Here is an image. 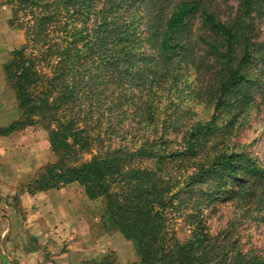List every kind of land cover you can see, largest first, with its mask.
I'll list each match as a JSON object with an SVG mask.
<instances>
[{
  "label": "trees",
  "instance_id": "trees-1",
  "mask_svg": "<svg viewBox=\"0 0 264 264\" xmlns=\"http://www.w3.org/2000/svg\"><path fill=\"white\" fill-rule=\"evenodd\" d=\"M0 7L23 39L2 65L19 117L0 136L39 126L54 157L21 192L80 186L102 205L100 229L132 244L131 264H264L239 238L264 210V165L234 142L261 88L264 0ZM225 204L233 215L214 233L209 220ZM81 264L119 263L108 252Z\"/></svg>",
  "mask_w": 264,
  "mask_h": 264
},
{
  "label": "crops",
  "instance_id": "crops-1",
  "mask_svg": "<svg viewBox=\"0 0 264 264\" xmlns=\"http://www.w3.org/2000/svg\"><path fill=\"white\" fill-rule=\"evenodd\" d=\"M3 9L6 8H0ZM0 92L1 117L5 112L4 82L0 83ZM33 138V133L27 130L0 136V180L9 182L11 188L31 179L36 171L37 165L32 167L34 154L30 151L35 145ZM45 143V149L49 150L46 161H49L52 154L47 139ZM27 153H31L28 160ZM72 186L32 195L21 192L17 205L13 199H5L0 190V264H80L98 258L111 248L112 235L95 233L99 224L88 211L91 201L84 198L81 201L72 192ZM33 226L40 232L39 238L24 233L23 229Z\"/></svg>",
  "mask_w": 264,
  "mask_h": 264
},
{
  "label": "rangeland",
  "instance_id": "rangeland-1",
  "mask_svg": "<svg viewBox=\"0 0 264 264\" xmlns=\"http://www.w3.org/2000/svg\"><path fill=\"white\" fill-rule=\"evenodd\" d=\"M219 1L221 2L223 7L225 5H228L229 7H236L238 0H219ZM9 16H10V11L7 8L0 10V83L4 82V77L2 73V64L4 63L3 60L6 61L8 59L9 53L23 43V39L20 34H18L15 31L9 30L7 28V25L5 26V28L3 27L4 19L5 21L8 20ZM257 29L260 37L259 39L261 41H264V22H257ZM258 66L260 67V64ZM256 70L257 67L256 68L254 67L253 72H255ZM256 77H257V82L259 83L261 88L259 89L260 92L258 93L255 92L256 101L254 104V108L250 113V120H251L250 121L251 124L249 126L250 128L241 131L239 137H237L234 140V142L240 143L241 145L244 144L253 145L249 149L259 159L260 163L264 165V96H263L264 73L261 72V74H257ZM2 97L4 100L3 111L5 112H3L0 117V125H2L1 127H6L9 124H11L13 121L18 119L19 112L17 110L16 102L14 98L11 96V94L6 92V86H5L4 96ZM198 107H202V106H198ZM25 130L32 132L34 135L33 139L35 145L34 148L30 150L31 153L34 154L32 159L33 160L32 167L37 165L36 166L37 167L36 170H37L43 167L45 164L53 162L54 161L53 156L50 158L49 161H46L49 158V156H47L49 150L47 148L45 149V147H47L45 143V139L48 140L47 132L43 131L39 126L28 127ZM31 153L26 154L25 157L28 156L27 158H25L26 160L29 159ZM85 158L89 159L90 156H85ZM32 167L29 168L31 169ZM23 168H24V164L22 165V169ZM3 170L7 171L8 168H3ZM29 180L27 181L23 180L22 182L18 183L16 187L12 186V188L9 186L10 185L9 182L4 183L0 180L1 181L0 190L3 194V197H5V199L7 200L13 199L15 205H17L18 196L21 194L20 188L25 182H28ZM71 190L81 201H83V198L85 199V195L80 186L73 185ZM88 205H90L88 206V208H90L88 211H90L92 214L91 216L92 220L94 219L98 220L99 226H97V228L99 227V231H95V233L101 234L102 236H104L105 234L112 235L111 244H109L111 245V248L104 250L103 254H101L98 258L93 260H97L102 255L108 252H112L113 258L119 264L135 263L137 261V257L135 255L133 246L130 242L123 240V238L115 232L105 231L104 229L103 230L100 229V216L102 210V205L100 201L91 202V204ZM232 215H233L232 204H225L224 206H220L216 214L212 216L211 219L209 220V224L211 225L212 231L216 233L220 229L224 228L228 219L229 218L231 219ZM23 231L25 234H28L31 237L37 235V237L39 238L41 236L40 232H38L37 228H35L34 226L28 228L27 230L23 229ZM185 235H186V230L181 225L179 231V237L182 238ZM239 238H240V245H242L246 250L253 249L256 252L264 253V210L261 213H259L254 220H250L248 223L242 225L239 228ZM21 240H19V242ZM16 242L18 243V240ZM88 261H92V260H88Z\"/></svg>",
  "mask_w": 264,
  "mask_h": 264
}]
</instances>
